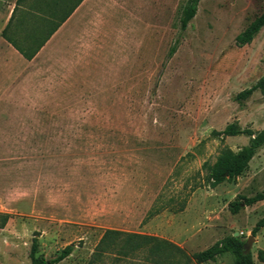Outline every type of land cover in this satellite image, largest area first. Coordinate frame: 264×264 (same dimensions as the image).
<instances>
[{
	"label": "rangeland",
	"instance_id": "1",
	"mask_svg": "<svg viewBox=\"0 0 264 264\" xmlns=\"http://www.w3.org/2000/svg\"><path fill=\"white\" fill-rule=\"evenodd\" d=\"M186 1L85 0L31 61L0 49V264H29L33 237L43 258L74 245L57 264H193L235 231L264 264V226L251 233L264 198L244 204L264 194V144L228 174L249 137L214 132L233 120L264 129V91L235 100L264 75V25L234 42L264 0H199L167 58ZM106 229L118 234L103 243ZM131 233L184 254L125 252Z\"/></svg>",
	"mask_w": 264,
	"mask_h": 264
},
{
	"label": "trees",
	"instance_id": "2",
	"mask_svg": "<svg viewBox=\"0 0 264 264\" xmlns=\"http://www.w3.org/2000/svg\"><path fill=\"white\" fill-rule=\"evenodd\" d=\"M24 0H16V3L22 2ZM31 7V12H40L41 23H47L50 18L58 17L56 23L52 24L50 32L53 31L56 26L62 22L66 16L73 10V8L81 1L75 0L71 7L67 10L62 8L66 0H29ZM199 0H187L186 3L181 7L178 16V29L175 37L173 38L169 48L167 50L166 57L172 56V54L177 50L180 41L182 39L183 33L187 28L189 21L193 18L197 10V4ZM264 25V9L258 14L253 20H251L234 38V42L237 46H242L251 42V40L256 36L259 30ZM19 52L23 54L26 58H31L35 53V50L24 51L19 49ZM264 91V75L260 77L256 82H254L249 87L240 90L235 95V100L239 103V106H243V101L247 99L255 90ZM216 135L219 136H229L244 134L249 137L248 144L240 149L237 154V162L232 164L226 172L228 174H233L240 171L248 162V160L253 156L257 148L264 144V129L260 131H253L249 128H240L237 125V120H233L227 123L223 129L214 131ZM213 178L216 181H220L223 178L221 173H213ZM264 198V194L258 193L247 199H244V204H248L258 199ZM241 207V203L237 200H232L228 203V209L232 213H236ZM264 226V216L257 220L255 225L251 229V233L254 235L261 227ZM118 231L112 229H106L101 237V241L104 243L106 238L110 235H116ZM131 238H137L138 240L131 241L130 239L125 242L124 250L125 252L134 251L137 247L147 246L150 244L151 250L162 249L168 255L171 252L184 254L183 248L179 245L167 241L165 239H158L155 236L147 234L131 233L129 235ZM244 242L238 235L233 234L225 235L206 248L193 252L188 255V261L193 264H198L205 261H214L217 256H220L226 252H232L236 255L234 264H254L251 253L244 251ZM138 243V244H137ZM73 244H67L60 250H58L52 257L43 258L37 255L38 241L36 237L32 238L30 251H29V264H57L59 261L66 258L73 250ZM166 254V255H167Z\"/></svg>",
	"mask_w": 264,
	"mask_h": 264
},
{
	"label": "crops",
	"instance_id": "3",
	"mask_svg": "<svg viewBox=\"0 0 264 264\" xmlns=\"http://www.w3.org/2000/svg\"><path fill=\"white\" fill-rule=\"evenodd\" d=\"M84 1L81 0L66 18L50 32L52 24L56 23L58 17L50 18L47 23H41L40 12H31L29 0L19 3H16V0H11L0 9V49H12L23 61H31L59 36ZM73 2L66 0L62 8L67 10ZM19 49L35 50V53L28 59L19 52Z\"/></svg>",
	"mask_w": 264,
	"mask_h": 264
},
{
	"label": "water",
	"instance_id": "4",
	"mask_svg": "<svg viewBox=\"0 0 264 264\" xmlns=\"http://www.w3.org/2000/svg\"><path fill=\"white\" fill-rule=\"evenodd\" d=\"M237 234H238V232L237 231H235L234 232V236H237ZM252 239H253V236H250V237H248V239H246V241L244 242V251L245 252H249V247H250V244H251V241H252Z\"/></svg>",
	"mask_w": 264,
	"mask_h": 264
}]
</instances>
